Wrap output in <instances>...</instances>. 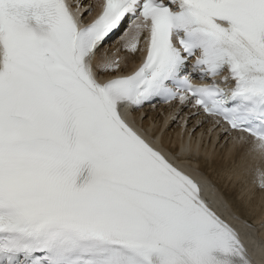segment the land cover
Returning a JSON list of instances; mask_svg holds the SVG:
<instances>
[{"label":"snow or ice","instance_id":"1","mask_svg":"<svg viewBox=\"0 0 264 264\" xmlns=\"http://www.w3.org/2000/svg\"><path fill=\"white\" fill-rule=\"evenodd\" d=\"M173 102L264 163V0H0V264H251L125 119Z\"/></svg>","mask_w":264,"mask_h":264},{"label":"bare ground","instance_id":"2","mask_svg":"<svg viewBox=\"0 0 264 264\" xmlns=\"http://www.w3.org/2000/svg\"><path fill=\"white\" fill-rule=\"evenodd\" d=\"M120 47V42L115 40L102 51L108 56L117 53L125 57L126 54L118 53ZM137 60L138 54L127 57V66L122 64V72L129 70ZM143 114L141 120L136 114V124L149 137L160 134V145L176 160L182 161L187 171L195 175L203 173L228 205L226 211L217 210L219 214L227 218L235 216L249 223L253 233L249 242L264 247V191L254 182L255 172L264 169V163L246 155L243 147L235 145L231 138L223 137L219 130L210 133V125L200 117L192 116L190 109L160 107ZM189 116L192 118L188 119ZM179 147L183 149L180 154L177 152ZM196 179L200 181L198 177ZM207 195L204 192L202 197ZM250 261L261 264L258 259Z\"/></svg>","mask_w":264,"mask_h":264}]
</instances>
